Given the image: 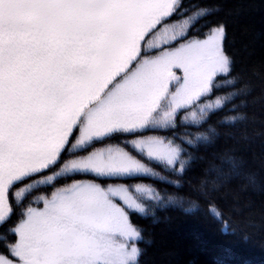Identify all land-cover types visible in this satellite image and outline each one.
I'll use <instances>...</instances> for the list:
<instances>
[{"label":"snow or ice","instance_id":"6c2138e0","mask_svg":"<svg viewBox=\"0 0 264 264\" xmlns=\"http://www.w3.org/2000/svg\"><path fill=\"white\" fill-rule=\"evenodd\" d=\"M180 2L0 0V224L13 214L10 191L30 177L58 168L15 190L17 206L57 177L96 178L28 206L9 229L16 259L0 254V264H138L141 234L126 208L143 213L141 198L159 194L96 180L157 176L150 163L183 173L182 147L146 133L174 128L182 109L183 123L200 124L224 103L201 97L230 71L222 25L180 42L190 19L167 22Z\"/></svg>","mask_w":264,"mask_h":264},{"label":"trees","instance_id":"16d2710c","mask_svg":"<svg viewBox=\"0 0 264 264\" xmlns=\"http://www.w3.org/2000/svg\"><path fill=\"white\" fill-rule=\"evenodd\" d=\"M200 9L207 14L197 16ZM183 19H190V26L180 42L204 39L212 28L224 27L223 50L230 71L215 77L211 94L199 101L222 97L223 106L197 125L182 122L190 111L182 109L174 128L146 133L182 147L187 162L183 173L150 163L157 176L96 182L104 187L142 183L159 194L158 200L141 198L143 213L126 208L141 234L136 243L141 251L138 264H264V0H181L167 22ZM55 171L58 168L45 170L10 191L13 214L0 224V254L16 259L6 247L17 239L9 229L28 206H43L39 197H50L76 181L96 179L76 174L57 177L15 204V190Z\"/></svg>","mask_w":264,"mask_h":264},{"label":"rangeland","instance_id":"374dc122","mask_svg":"<svg viewBox=\"0 0 264 264\" xmlns=\"http://www.w3.org/2000/svg\"><path fill=\"white\" fill-rule=\"evenodd\" d=\"M224 41V40H223ZM225 54V53H224ZM176 74L177 75H179V76H182L183 75V73L180 71V70H176ZM222 75V74H221ZM169 88H170V90H175V85L174 84H170L169 85ZM41 208H43V206L41 207ZM138 242V240L136 241V243Z\"/></svg>","mask_w":264,"mask_h":264}]
</instances>
